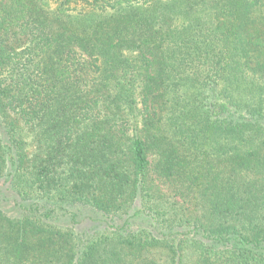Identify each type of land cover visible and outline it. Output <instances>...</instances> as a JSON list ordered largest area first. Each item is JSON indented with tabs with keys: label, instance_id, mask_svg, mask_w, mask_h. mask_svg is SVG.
Returning <instances> with one entry per match:
<instances>
[{
	"label": "trees",
	"instance_id": "obj_1",
	"mask_svg": "<svg viewBox=\"0 0 264 264\" xmlns=\"http://www.w3.org/2000/svg\"><path fill=\"white\" fill-rule=\"evenodd\" d=\"M0 264H264V0H0Z\"/></svg>",
	"mask_w": 264,
	"mask_h": 264
}]
</instances>
